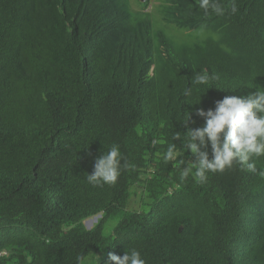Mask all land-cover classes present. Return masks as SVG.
<instances>
[{"label":"trees","instance_id":"trees-1","mask_svg":"<svg viewBox=\"0 0 264 264\" xmlns=\"http://www.w3.org/2000/svg\"><path fill=\"white\" fill-rule=\"evenodd\" d=\"M115 1L0 0V264H104L133 247L147 264H264V157L204 183L162 160L187 112L197 121L189 103L264 90V0H242L252 31L208 56L221 16L173 0L149 31L111 18ZM162 22L193 41L159 37ZM114 143L134 167L89 184Z\"/></svg>","mask_w":264,"mask_h":264},{"label":"clouds","instance_id":"clouds-1","mask_svg":"<svg viewBox=\"0 0 264 264\" xmlns=\"http://www.w3.org/2000/svg\"><path fill=\"white\" fill-rule=\"evenodd\" d=\"M224 1L227 6L222 5L220 0H189V9L195 11L201 9L205 16L214 14L221 16L217 18L218 20L224 21L221 28L209 32L211 43L207 56L215 51V45L225 49L235 37H239L240 42L252 31V28L247 27L251 18L248 11L250 1L239 0L236 3L235 0H230L229 5V0ZM164 3L165 0H122L121 2L118 0L109 9V13L113 19H122L125 27L144 25L150 31L153 21L155 24H161L159 16H164ZM226 10L229 12L228 15H224ZM238 16L242 17L235 22L226 21ZM171 18H176V15ZM162 24L165 28L158 30V36L161 38L178 36L177 41L187 42L184 38H192L195 34L187 30L183 33L175 23L162 22ZM255 35L253 43L256 40ZM261 40L259 39V45ZM145 50L150 51V48L145 46L143 51ZM230 61L231 59L229 63ZM212 79L207 70H201L195 72L192 84L204 86L201 91L205 94L211 88ZM214 81H217L216 77ZM249 85L255 86L252 82ZM255 89L246 95H225L214 101V107L200 103L202 96L195 102L189 103L197 121L193 119V113L188 111L182 120L187 130L182 136L180 134L174 136V140L181 141V147L178 148L176 143H169L162 154L163 162L181 168V180L192 175L199 183H204L209 173H223L235 165H239L242 170L245 167L250 171L256 170L255 161L264 157V90ZM186 94L190 95L191 89L187 90ZM190 121L194 125L189 127ZM185 150L191 157L190 160L184 159ZM133 167L134 165H130L122 153L120 146L114 143L106 152H101L95 158L93 170L87 174L86 180L96 187L114 186L122 171ZM90 227L91 225L87 228ZM181 229L179 227L178 231ZM104 264H147V260L139 249L133 247L124 251L122 255L109 252Z\"/></svg>","mask_w":264,"mask_h":264},{"label":"rangeland","instance_id":"rangeland-1","mask_svg":"<svg viewBox=\"0 0 264 264\" xmlns=\"http://www.w3.org/2000/svg\"><path fill=\"white\" fill-rule=\"evenodd\" d=\"M188 43H191L193 41V39L191 37H188V38H184ZM91 225V221H87L86 222V226L89 227ZM95 258L96 256L95 255H91L89 258H88V263L90 264H95Z\"/></svg>","mask_w":264,"mask_h":264},{"label":"bare ground","instance_id":"bare-ground-1","mask_svg":"<svg viewBox=\"0 0 264 264\" xmlns=\"http://www.w3.org/2000/svg\"><path fill=\"white\" fill-rule=\"evenodd\" d=\"M165 2L172 3V2H173V0H165ZM148 12H150V11H148Z\"/></svg>","mask_w":264,"mask_h":264}]
</instances>
